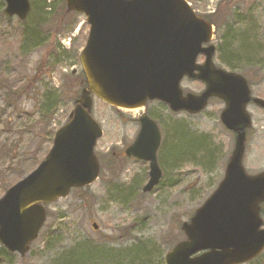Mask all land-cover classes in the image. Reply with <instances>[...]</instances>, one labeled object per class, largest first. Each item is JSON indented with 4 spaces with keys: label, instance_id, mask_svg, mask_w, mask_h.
I'll list each match as a JSON object with an SVG mask.
<instances>
[{
    "label": "rangeland",
    "instance_id": "rangeland-1",
    "mask_svg": "<svg viewBox=\"0 0 264 264\" xmlns=\"http://www.w3.org/2000/svg\"><path fill=\"white\" fill-rule=\"evenodd\" d=\"M63 1L34 0L21 20L7 16L0 0V197L4 185L32 172L46 156L82 89L79 58L90 25L83 14L63 9ZM188 1L214 24L216 66L242 74L253 96L264 99V0ZM52 4L58 6L54 22L60 20V26L45 22ZM41 28L49 30V38L30 50L28 36L43 34ZM240 34L248 43L241 48V61L235 58ZM248 48H254L251 57ZM234 53L230 66L223 57ZM198 61L203 63L204 56ZM182 88L199 94L205 85L184 78ZM224 107V101L213 98L203 112L191 115L172 112L160 101L117 109L93 97L92 114L103 129L95 148L100 177L47 206L48 219L28 254L8 255L0 244V264H62L70 255L71 264H165V254L185 238L182 223L224 177L235 145V134L220 120ZM247 110L252 126L243 164L249 174H257L264 171V109L250 103ZM143 114L161 130L158 163L168 167H161V181L150 192L142 189L149 162L125 154ZM179 158L188 162L172 167ZM81 255L86 259L81 261ZM245 264H264V252Z\"/></svg>",
    "mask_w": 264,
    "mask_h": 264
},
{
    "label": "water",
    "instance_id": "water-1",
    "mask_svg": "<svg viewBox=\"0 0 264 264\" xmlns=\"http://www.w3.org/2000/svg\"><path fill=\"white\" fill-rule=\"evenodd\" d=\"M5 14L24 20L31 0H4ZM68 11L84 14L90 25L80 54L86 87L68 121L55 133L40 164L0 198V243L25 256L47 220L45 205L94 183L101 166L95 146L103 135L92 116L93 95L121 109L165 102L174 112L197 114L211 98L224 101L221 122L235 133V145L222 181L190 220L183 222L185 239L164 257L165 264H243L264 251V171L249 174L243 164L247 111L254 97L240 73L217 67L214 25L199 16L187 0H66ZM205 55L203 63L198 57ZM184 77L205 84L200 94H184ZM125 153L150 162L151 191L161 180L157 159L161 131L148 115ZM96 228V225H94Z\"/></svg>",
    "mask_w": 264,
    "mask_h": 264
},
{
    "label": "trees",
    "instance_id": "trees-1",
    "mask_svg": "<svg viewBox=\"0 0 264 264\" xmlns=\"http://www.w3.org/2000/svg\"><path fill=\"white\" fill-rule=\"evenodd\" d=\"M34 0H31V10H32V2H33ZM63 0H61V2H62ZM64 2V1H63ZM53 3H55V1L53 2ZM61 5H62V3H61ZM60 6V5H59ZM52 7L53 8H51V7H47V8H50V11H49V14H50V16L46 19V18H43L42 19V21L43 20H45L46 19V21L45 22H47V23H49V24H54V23H56L57 25H59V20H57V21H55L54 22V19L56 18V17H54L55 16V14H56V12H57V7H54V5L52 4ZM61 8V6L59 7V9ZM62 8L63 9H65L66 7L64 6V5H62ZM60 26V25H59ZM37 30V29H36ZM38 31V30H37ZM43 34H41V35H39V36H37V35H34V38H33V36L32 35H29L28 36V40H27V46H28V48L31 50V49H33L35 46H37L38 44H40L41 42H45V40L47 39V38H49L48 37V34H49V30H45L44 28H41V30H40ZM245 37V35L244 34H240L239 36H238V41L237 42H239L240 43V45H239V47H238V51H239V54H237L236 55V57H235V53H234V55L233 54H230V55H225L224 57H223V59H225V61L230 65V66H232V64H233V62H231V60H233L234 59V57L235 58H238L240 61H241V57H245V56H242V52H241V48H242V46H246V44H248L247 42H245V40L243 39ZM247 47V46H246ZM247 49V48H246ZM253 50H254V48H253ZM252 49H250V48H248V52H249V55L248 56H250L251 54V51H253ZM251 57V56H250ZM249 58V57H248ZM243 60V59H242ZM247 62H249L250 60L248 59V60H246ZM79 79V80H78ZM77 80H78V83H79V85L80 86H84L85 85V76H84V74H83V72L81 71L79 74H78V76H77ZM80 95V94H79ZM79 95H76V97L74 98V102L76 101V99L79 97ZM181 158H183V157H181ZM181 158H179V159H176V160H173V164H172V167L173 166H181L182 164H186L188 161H185L184 162V159H181ZM178 160V161H177ZM175 161H177V162H175ZM39 161L37 160L36 161V163H38ZM160 166L164 169V170H167L168 169V167H167V165H161L160 164ZM169 166V165H168ZM162 169V170H163ZM13 184H8V185H4V192H6L7 191V189L10 187V186H12ZM140 186V185H139ZM139 186H138V188H139ZM130 187H132V189H136L137 188V186H135V185H133V186H130ZM134 187V188H133ZM3 250L8 254V255H11V254H13V253H11V252H9L5 247H3ZM71 256V255H70ZM67 257L64 261H63V263L62 264H71V262H73L74 263V261H72L73 259H71V257ZM78 258H80L81 259V261L84 259H86V258H84V256L83 255H81V256H78ZM77 259V258H76ZM75 263H78V261L77 260H75Z\"/></svg>",
    "mask_w": 264,
    "mask_h": 264
},
{
    "label": "bare ground",
    "instance_id": "bare-ground-1",
    "mask_svg": "<svg viewBox=\"0 0 264 264\" xmlns=\"http://www.w3.org/2000/svg\"><path fill=\"white\" fill-rule=\"evenodd\" d=\"M7 4L5 3V8H6ZM5 8H4V12H5ZM67 9V7H66ZM70 12H75V11H70ZM60 21V20H59ZM215 32V31H214ZM213 43V42H212Z\"/></svg>",
    "mask_w": 264,
    "mask_h": 264
}]
</instances>
